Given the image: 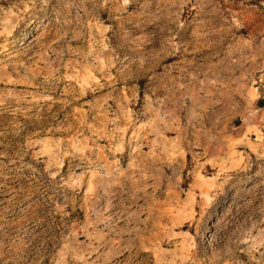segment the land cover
I'll list each match as a JSON object with an SVG mask.
<instances>
[{
    "label": "rangeland",
    "instance_id": "374dc122",
    "mask_svg": "<svg viewBox=\"0 0 264 264\" xmlns=\"http://www.w3.org/2000/svg\"><path fill=\"white\" fill-rule=\"evenodd\" d=\"M0 0V264H261L264 0Z\"/></svg>",
    "mask_w": 264,
    "mask_h": 264
},
{
    "label": "crops",
    "instance_id": "0c3cea01",
    "mask_svg": "<svg viewBox=\"0 0 264 264\" xmlns=\"http://www.w3.org/2000/svg\"><path fill=\"white\" fill-rule=\"evenodd\" d=\"M110 1H112V3H113L114 1H118L119 4H118V6H116V7H122V6H121V0H110ZM261 264H264V260H263V259H262V261H261Z\"/></svg>",
    "mask_w": 264,
    "mask_h": 264
}]
</instances>
